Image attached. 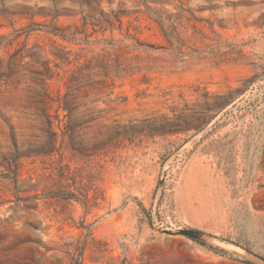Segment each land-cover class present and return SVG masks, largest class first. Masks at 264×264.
<instances>
[{"label":"rangeland","instance_id":"374dc122","mask_svg":"<svg viewBox=\"0 0 264 264\" xmlns=\"http://www.w3.org/2000/svg\"><path fill=\"white\" fill-rule=\"evenodd\" d=\"M110 1L0 0V264H264V0Z\"/></svg>","mask_w":264,"mask_h":264},{"label":"trees","instance_id":"16d2710c","mask_svg":"<svg viewBox=\"0 0 264 264\" xmlns=\"http://www.w3.org/2000/svg\"><path fill=\"white\" fill-rule=\"evenodd\" d=\"M109 2H111L110 0H108ZM156 21H157V23L159 24V26H160V28H161V30L164 32V34H165V36L167 37V39L168 40H170L169 39V36L167 35V30H166V27H165V20L162 18V17H158L157 19H156ZM121 22V21H120ZM111 25V27H112V29H114V27H115V25L114 24H112V23H110ZM59 32V31H58ZM54 34H56V35H60V36H64L62 33H55L54 32ZM130 38H132V39H135L136 41H137V43H139V39L138 38H136V37H130ZM238 98V97H237ZM236 101V99L234 100V101H232L231 103H229L227 106H225L222 110H224L225 108H227L229 105H231L232 103H234ZM60 107L61 108H63L64 110H69V107H68V105L66 104V103H63V104H60ZM221 110V111H222ZM143 210H145V209H143ZM245 263H247V264H252V263H250V262H247V261H244Z\"/></svg>","mask_w":264,"mask_h":264},{"label":"water","instance_id":"95a60500","mask_svg":"<svg viewBox=\"0 0 264 264\" xmlns=\"http://www.w3.org/2000/svg\"><path fill=\"white\" fill-rule=\"evenodd\" d=\"M233 104V103H232ZM163 181H161L160 187L162 186ZM169 234H172L170 231H166ZM175 234L186 236L192 240L201 241L203 239L204 234L201 231L195 230V229H181L177 231ZM264 261V258H262ZM253 264V263H252Z\"/></svg>","mask_w":264,"mask_h":264}]
</instances>
